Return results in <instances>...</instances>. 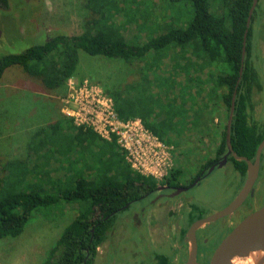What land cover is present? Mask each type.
Masks as SVG:
<instances>
[{
    "label": "trees",
    "instance_id": "16d2710c",
    "mask_svg": "<svg viewBox=\"0 0 264 264\" xmlns=\"http://www.w3.org/2000/svg\"><path fill=\"white\" fill-rule=\"evenodd\" d=\"M180 1L191 5L190 17L189 11L176 16L178 6L171 2L163 4L165 13L153 17L148 12L157 6L153 0H85L88 14L80 33L51 34L44 43L2 55L0 80L9 68L20 66L47 90L66 97L81 51L132 66L141 75L139 81L103 86L118 117L141 119L176 149L188 135L204 136L212 125L219 144L215 158L202 163L198 175L228 151L226 124L236 92L231 145L239 156L254 160L264 139V110L256 116L257 103L264 101V56L258 51L259 41H264V0H258L249 27L254 0H218L215 10L213 0H176ZM12 8L10 0H0L1 10ZM215 115L225 120L222 130L214 123ZM56 119L33 132L24 154L0 164V240L20 236L38 209L75 204L78 214L42 264H94L99 248L117 238L111 231H116L118 214L144 199L158 183L131 168L115 136L107 141L71 118L63 117L67 124L62 116ZM99 141L109 147L108 159L94 167L82 164L68 146ZM261 160L259 178L264 179V151ZM229 163L243 184L246 162L230 156ZM181 171L172 169L168 179L177 180ZM202 216L190 213L182 239L186 227ZM154 260L172 264L170 255L161 251Z\"/></svg>",
    "mask_w": 264,
    "mask_h": 264
},
{
    "label": "rangeland",
    "instance_id": "374dc122",
    "mask_svg": "<svg viewBox=\"0 0 264 264\" xmlns=\"http://www.w3.org/2000/svg\"><path fill=\"white\" fill-rule=\"evenodd\" d=\"M219 1L213 0L214 10L219 7ZM170 2L178 6L179 12L175 13L176 16L183 17V13L188 11L189 17L191 16V5L176 0H153L157 6L156 8L151 6L148 12L154 14L153 17L165 13L162 11V6ZM10 3L13 4L11 10L0 9V57L8 53H19L29 46L44 43L50 39L51 34H78L82 31L84 17L88 14L87 9L84 8L85 0H14V2L10 0ZM134 26H130L129 33L135 31ZM143 35H146V32ZM258 51L264 56L263 40L258 43ZM134 77L135 69L132 66L101 56H90L81 51L78 71L72 79L76 82L88 79L102 87H111L129 84L133 82ZM49 95L50 91L46 89L45 93L43 84L29 76L20 66H12L4 73V77L0 80V164L20 156L25 148L24 144L27 146L38 126L57 118L59 100L53 93L52 97ZM263 110L264 101L261 100L256 105V116H260ZM62 123L67 124V120L63 117ZM214 123L219 127L218 130H222L225 120L221 119L220 115H215ZM208 128L201 137L192 136L188 131L190 134L188 138L186 137L179 148L174 150L173 169L182 170L179 179L184 182L199 171L202 163L215 158L220 139L218 135H213L212 125ZM188 133L186 132V136ZM102 144L99 141V145L94 142L87 147L77 143L68 146L82 164L94 167L108 159L106 150L109 147L101 146ZM82 175L86 177L87 172ZM241 187L239 175L230 163L216 169L200 186L184 192L183 198L196 203H207L209 211H216L229 205ZM255 194L254 200L257 199L256 202L262 207L264 179L259 178ZM143 202L144 200L137 201L132 205V211L127 213L128 215H125L126 212L118 214L114 220L113 225L119 234L111 244L112 249L110 247L109 262H113L112 264H149L151 257L160 252L162 246H158V241H153L150 224L154 222L153 215L150 218L148 209L142 212L146 203ZM51 208L35 211L20 236L0 240V264H42L48 258L60 234L78 214L77 205L66 202ZM139 221L142 223V230L138 231ZM171 241L173 240L170 239L168 242L171 244ZM140 243L144 245L143 250L140 245L138 246V250L143 252L141 256L135 246ZM148 246L152 248L151 252ZM106 252L107 242L99 248V256L94 264H107ZM164 252L169 256L174 249L169 251L166 249Z\"/></svg>",
    "mask_w": 264,
    "mask_h": 264
},
{
    "label": "flooded vegetation",
    "instance_id": "af4514ba",
    "mask_svg": "<svg viewBox=\"0 0 264 264\" xmlns=\"http://www.w3.org/2000/svg\"><path fill=\"white\" fill-rule=\"evenodd\" d=\"M226 153H224L219 159L215 160L207 169V171L202 170L200 172V175H198L197 172L193 176L188 178L186 182L180 180L179 178L177 180L172 181L167 178L162 184H157V188L147 194L144 199H142V201L144 200V202H146L144 205V210L142 212H145L146 209H148V212L150 213V218L152 217V215L154 218V222H150L151 229L153 230V241H158V246H162L159 249L161 252H164V250L166 249L168 251L169 249H174V252L169 254L172 264H182L187 259L189 252V244L187 242L186 234L187 230L194 221L188 227H186L184 239H182V231L187 225L190 213L192 212L193 215L203 214L202 217L198 218L201 219L222 209L221 208L216 211H209V206L207 203H196L188 198H183V194L184 192H187L191 189L200 186L202 182L208 176L214 173L216 169H220L230 164L229 157L231 155L228 156L226 164L220 167V162L224 159ZM261 168L262 161L260 166L259 177L262 170ZM258 180L255 184L254 195L252 197L249 196L247 200L237 210L223 218H220L198 229V231L196 232L198 245L197 261L200 264L209 263L215 250L220 245L223 238H225L226 235L230 233L246 216L261 207L259 203L256 202L257 199L254 200ZM243 185L244 183L242 184V187ZM161 186H165V188L160 190L159 188ZM256 203L257 207L255 206ZM131 208L132 207H130L126 211L125 215H128L132 211ZM139 222H137L138 231L142 230V223L141 221ZM111 232L112 236L114 237L119 234L118 230H112ZM170 239L173 240L171 241V244L168 242L170 241ZM163 242L166 243L164 244ZM111 244V241H107V252L105 255L107 264L113 263L109 262V253L112 249ZM139 245L142 250L144 245H141V243L135 245L136 250L140 253L141 256L143 252L142 250H138ZM148 248L149 252H151L152 248L150 246H148ZM98 256L96 258H98ZM149 264H156L154 256L151 257Z\"/></svg>",
    "mask_w": 264,
    "mask_h": 264
},
{
    "label": "built area",
    "instance_id": "2783aa9c",
    "mask_svg": "<svg viewBox=\"0 0 264 264\" xmlns=\"http://www.w3.org/2000/svg\"><path fill=\"white\" fill-rule=\"evenodd\" d=\"M68 93L63 99V113L76 126L92 129L101 138L112 141L125 152L131 168L162 184L174 167L175 147L150 132L139 118L118 117L113 98L99 84L88 79L68 80Z\"/></svg>",
    "mask_w": 264,
    "mask_h": 264
},
{
    "label": "water",
    "instance_id": "95a60500",
    "mask_svg": "<svg viewBox=\"0 0 264 264\" xmlns=\"http://www.w3.org/2000/svg\"><path fill=\"white\" fill-rule=\"evenodd\" d=\"M258 0L250 9L247 20V27L250 25L252 14L255 10ZM248 30L245 32V39ZM245 43V42H244ZM245 47L243 50V57ZM242 70L240 71V74ZM236 92L233 94L229 117L226 124V144L228 151L224 159L220 162V167L226 164L229 155L236 160L245 161L247 164V175L243 187L238 192L234 200L220 211L210 214L204 218L194 221L187 230V242L189 252L187 259L182 264H200L197 261L198 245L196 232L205 225L223 218L237 210L249 196L254 195L255 184L259 177L261 158L264 151V139L259 144L254 160L245 156H239L231 145V127L235 110ZM195 184V183H194ZM193 184V185H194ZM192 185V186H193ZM161 186L159 189H164ZM237 259L247 260L249 264H264V205L246 216L220 243L215 250L211 260L207 264H234Z\"/></svg>",
    "mask_w": 264,
    "mask_h": 264
},
{
    "label": "crops",
    "instance_id": "0c3cea01",
    "mask_svg": "<svg viewBox=\"0 0 264 264\" xmlns=\"http://www.w3.org/2000/svg\"><path fill=\"white\" fill-rule=\"evenodd\" d=\"M126 65V64H125ZM140 77H141V75L140 74H137V72L135 73V77L133 78V81H136V80H140ZM132 83V82H131ZM131 83H129V84H131ZM124 84H128V83H124ZM67 90H68V87H67ZM45 93H46V88H45ZM53 93V95H56V97H57V100H59V102H58V109H57V117H65V119L67 118H69L68 116H66L64 113H63V99L65 98L64 96H62L61 94L60 95H57L56 94V92H52V91H50V95L49 96H51V94ZM66 93H67V91H66ZM47 94H49V93H47ZM52 97V96H51ZM54 121H56L55 119H53V120H51V121H49V122H47V123H45V124H42V125H40V126H38V128H40V127H44V126H47V125H49V124H51V123H53ZM31 140V139H30ZM29 140V141H30ZM28 144V143H27ZM25 145V148L22 150V153H21V155L22 154H24L25 153V151H26V144H24ZM16 157V156H15Z\"/></svg>",
    "mask_w": 264,
    "mask_h": 264
},
{
    "label": "bare ground",
    "instance_id": "6f19581e",
    "mask_svg": "<svg viewBox=\"0 0 264 264\" xmlns=\"http://www.w3.org/2000/svg\"><path fill=\"white\" fill-rule=\"evenodd\" d=\"M234 264H249V262L247 260L237 259L234 261Z\"/></svg>",
    "mask_w": 264,
    "mask_h": 264
}]
</instances>
